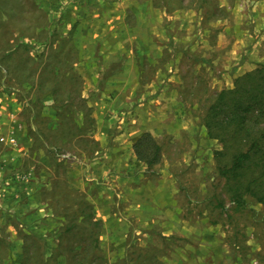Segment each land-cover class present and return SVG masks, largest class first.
<instances>
[{"label": "rangeland", "instance_id": "rangeland-1", "mask_svg": "<svg viewBox=\"0 0 264 264\" xmlns=\"http://www.w3.org/2000/svg\"><path fill=\"white\" fill-rule=\"evenodd\" d=\"M263 64L264 0H0V264H21L26 235L39 255L56 248L49 264H264V206L236 207L204 124L217 93ZM115 74L130 94L119 107ZM29 121L40 156L14 159ZM146 131L162 146L151 168L130 137ZM87 204L89 254L86 232H64Z\"/></svg>", "mask_w": 264, "mask_h": 264}, {"label": "trees", "instance_id": "trees-1", "mask_svg": "<svg viewBox=\"0 0 264 264\" xmlns=\"http://www.w3.org/2000/svg\"><path fill=\"white\" fill-rule=\"evenodd\" d=\"M204 121L208 136L223 143L215 156L219 162V173L226 179L231 200L236 207L244 208L248 202L245 197L250 196L264 206V64L237 76L232 88L217 93ZM133 148L137 159L149 168L162 160V146L150 132L142 134ZM85 207L82 209L83 218L79 222L73 218L64 232H68L70 237L80 235L79 230L86 232L87 237L82 238L80 245L83 252L89 254L97 249L93 227L99 222L92 220L91 206L87 204ZM38 240L37 236L26 235L22 244L21 264H49V260L58 258L54 247L50 255L47 251L39 255ZM0 242L4 243L5 239L0 238ZM75 253L76 256L81 255V252ZM64 254L62 264H71L70 256ZM86 257L76 264L88 263L89 259L84 261ZM100 257L97 254L95 259Z\"/></svg>", "mask_w": 264, "mask_h": 264}, {"label": "crops", "instance_id": "crops-1", "mask_svg": "<svg viewBox=\"0 0 264 264\" xmlns=\"http://www.w3.org/2000/svg\"><path fill=\"white\" fill-rule=\"evenodd\" d=\"M103 47V46H102ZM113 46L111 45V47L110 48H105V50L106 51H109L110 52V54L112 55V54H114V55H119V57L120 56H122L123 55V53H124V49L121 47V48H119V49H114V48H112ZM102 49V48H101ZM128 52H130V50H128ZM131 59H132V56H130V55H128L127 56V64L128 65H130V61H131ZM120 77H121V79L123 78V74H115V75H113L109 80H108V82H109V85H114L115 86V90H112L111 91V93L113 94V98H114V100H113V107L114 106H116V107H119V106H122V104L124 103V102H126L128 99L126 98V96H128V95H130V94H128L124 89H119V86H121V84L122 83H120V81H121V79H120ZM134 81H135V78H134ZM104 95H106V94H104ZM104 95H103V97H102V99L104 98ZM86 96L84 95V98H85ZM105 97H107V96H105ZM90 105H91V103H90ZM92 105H93V117H98V116H101L102 114H101V112H99V111H101L100 109H103V107H101V105H96L95 104V102H92ZM91 105V106H92ZM105 109H107V108H105ZM9 120V119H8ZM20 122H22L23 123V121H24V119H22V118H19L18 119ZM47 120H48V122H49V124H54L55 126H56V124H55V118H53L52 116L50 117V116H47ZM96 120H97V118H96ZM10 121V120H9ZM32 122L33 121H29V124L31 125H28V124H21L20 125V128L18 129V128H13L14 130H15V133H17L16 135H17V144L15 145V147H13V146H8L9 148H11V149H13V148H15L14 150H15V152H14V155H16V153H17V155L18 156H16V157H14V159L15 158H21V157H23V156H27L28 155V152L27 151H29L28 150V148L29 149H31V151H29V153L31 154V156L33 157V158H39V156H40V154H38V152L35 150V148H36V146H35V143H37L36 142V140H37V136L36 137H32V136H30V135H28V133L29 132H31V129L32 128H34V126H32L33 124H32ZM133 122V121H132ZM9 129V128H8ZM35 129V128H34ZM35 132H36V129H35ZM147 132V131H146ZM94 133H96V132H94ZM145 132H141L140 134H138V135H134V133H132V134H130V137L131 138H133V139H135L136 138V140L142 135V134H144ZM32 134V133H31ZM152 134V133H151ZM33 135V134H32ZM132 135H134L133 137H132ZM153 135V134H152ZM138 137V138H137ZM136 140H133V143H135L136 142ZM134 145V144H133ZM133 145H132V148H133ZM7 146V145H6ZM133 153H134V148H133ZM13 155V156H14ZM47 155L48 156H50V161H52V163L54 162V163H56V159H55V149L53 148L52 149V146H50L49 148H47ZM134 155H135V153H134ZM13 156H12V159H13ZM6 157V156H5ZM11 159V158H10ZM76 173H78L77 172V170H76V166L74 165V171H71V174L69 175V180H70V182L71 183H75L76 181H78V180H81V179H83L82 178V175H78L77 177H75L76 175ZM79 182V181H78ZM76 185V184H75Z\"/></svg>", "mask_w": 264, "mask_h": 264}, {"label": "built area", "instance_id": "built-area-1", "mask_svg": "<svg viewBox=\"0 0 264 264\" xmlns=\"http://www.w3.org/2000/svg\"><path fill=\"white\" fill-rule=\"evenodd\" d=\"M1 140L3 141L4 140V138H1ZM69 157V156H68Z\"/></svg>", "mask_w": 264, "mask_h": 264}]
</instances>
